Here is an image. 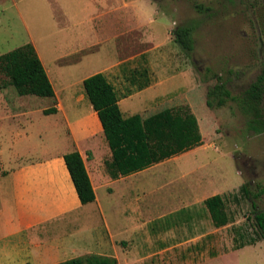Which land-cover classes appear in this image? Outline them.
Masks as SVG:
<instances>
[{"label": "rangeland", "instance_id": "1", "mask_svg": "<svg viewBox=\"0 0 264 264\" xmlns=\"http://www.w3.org/2000/svg\"><path fill=\"white\" fill-rule=\"evenodd\" d=\"M194 3L203 9L198 11ZM189 22L196 27L194 49L185 53L174 42L172 31ZM26 43L43 48L45 65L52 69V55L99 43L81 54L83 62L71 70L68 80L74 83L85 74L102 73L119 97L148 82L152 87L147 92L120 103L126 119L135 113L150 116L158 104L186 100L187 94L202 100L206 88L220 79L232 98L210 110L215 122L210 136L203 138L200 147L170 155L135 177L138 228L122 248L134 247L129 258L155 261L163 249V260L175 264L200 261L210 251L217 257L201 264H264V240L232 248L234 239L248 240L253 211L264 209V131L256 133L248 127V116L237 103L264 65V0H0V55ZM79 89L84 92L82 84ZM14 91L0 72V97L8 102L6 107L0 100V140L7 138L13 124L25 129V120H31L28 132L39 146L43 130L65 136V125L55 128L52 119L42 117L55 100L17 96L22 105H12ZM69 93L60 94L62 117L70 116L72 110L84 113L90 105L86 95L80 105L72 104ZM177 112L183 113L182 104ZM181 118L169 122L171 127L176 130ZM156 134H147V144L143 138L136 143L137 160L147 157L148 151L160 152ZM187 135L170 131L163 136V151L180 149ZM38 155L2 153L0 158L6 159L0 168ZM244 184L248 197L239 190ZM214 195L224 197L231 218L221 228L213 227L203 204ZM119 226L113 231H119Z\"/></svg>", "mask_w": 264, "mask_h": 264}, {"label": "crops", "instance_id": "2", "mask_svg": "<svg viewBox=\"0 0 264 264\" xmlns=\"http://www.w3.org/2000/svg\"><path fill=\"white\" fill-rule=\"evenodd\" d=\"M30 44L45 69L54 91L52 99L56 101L53 107L57 111L45 114L44 110L49 109L45 108L42 117L52 119L55 128L65 125L66 134L61 137L54 130H43L44 139L39 146L28 132L31 120H23L25 129H20L19 123H12L7 138L0 140V155L5 152L13 157L32 152L41 154L8 169L0 168V264H58L87 255L113 257L118 264L121 260L124 264H175L163 260V249L159 261L129 258L134 247L124 250L121 244L134 237L138 228L135 177L163 160L140 170L132 166L131 170L128 167L125 171L114 161V152L91 105L85 108L84 113L72 110L70 116H61L64 107L60 94L69 91L74 105L85 100L79 86L84 79L96 73L85 74L74 83L68 80V75L83 62L81 54L91 52V47L99 43L52 55L53 69L45 65L43 48ZM73 56L77 58L68 61ZM151 87L148 84L139 91L136 86L135 92L120 97L119 107L121 102L131 100L132 96L147 92ZM17 96L11 103L20 106ZM0 100L7 107V100L1 97ZM136 114L139 113L129 117ZM197 120L198 124L203 122L200 118ZM200 146L201 143L188 150ZM72 151L80 153L85 165L95 194L91 203L81 204L66 168L63 156ZM2 159L6 158H0V163ZM119 224V231H113V227ZM120 235H125V238L117 239ZM213 253L208 252L200 261L182 264L209 262L217 257Z\"/></svg>", "mask_w": 264, "mask_h": 264}, {"label": "trees", "instance_id": "3", "mask_svg": "<svg viewBox=\"0 0 264 264\" xmlns=\"http://www.w3.org/2000/svg\"><path fill=\"white\" fill-rule=\"evenodd\" d=\"M193 7L198 11L203 9L200 4L196 3H194ZM195 30L194 23L189 22L176 27L172 31L174 42L185 53H190L194 49L193 34ZM0 72L5 75L8 79V85L13 87L19 96L54 97V91L45 69L30 43L0 55ZM82 86L91 107L98 116L102 129L106 133L109 145L114 152V161L118 162L125 171L128 167L131 170L132 166L136 170L143 169L168 159L170 155L175 156L196 144L202 143L203 138L209 137L208 133H210V130L212 132L215 127L210 110L224 106L226 101L232 98L225 84L218 79L216 84L206 88L202 100L195 101L192 99V94H187L186 100L181 97L161 105L158 104L157 107L150 110L156 112L150 116H145L149 114L146 112L147 114L140 113L126 119L123 117L119 107L120 97L117 90L102 73L87 77L83 80ZM146 86H148V82L138 83L137 90L140 91ZM263 101L264 65L256 79L249 84L247 89L237 99L240 110L248 116V127L256 133L264 131ZM179 104L183 105L182 114L177 112ZM56 111V108L52 107L44 110V113L51 114ZM169 112L170 115L172 113V117H168L167 113ZM205 114L206 116H204ZM178 116L183 119H180L179 126L175 130L169 122ZM198 118L203 122L198 124ZM172 130L180 134L187 132L188 138L181 140L180 149L164 152L163 136L165 137ZM151 131H156L157 133L156 136L161 143L160 152L151 155V151H148L147 157L142 155L137 160L136 143L142 138L146 143L147 134ZM63 159L81 204L93 202L95 194L80 153L72 151L65 154ZM239 190L243 196L248 197L247 184L242 185ZM203 204L213 227L221 228L230 223L231 218L226 210L223 196L214 195L208 197L203 201ZM251 220L253 230L250 237L242 242L234 239L233 250H239L244 246L253 245L264 240V209L254 210ZM240 237L242 239V235ZM213 255L217 256L218 254L214 252ZM58 264H118V262L113 257L87 255Z\"/></svg>", "mask_w": 264, "mask_h": 264}]
</instances>
